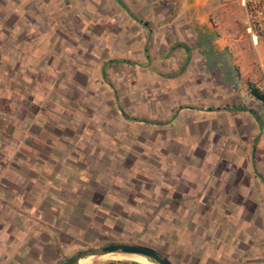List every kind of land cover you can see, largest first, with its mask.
Instances as JSON below:
<instances>
[{
	"label": "crops",
	"instance_id": "0c3cea01",
	"mask_svg": "<svg viewBox=\"0 0 264 264\" xmlns=\"http://www.w3.org/2000/svg\"><path fill=\"white\" fill-rule=\"evenodd\" d=\"M73 5L76 10L72 20L74 39L89 42L90 45L85 46L90 50L100 49L102 53L97 55L106 59L96 68L72 61L74 66L70 64V67L74 69V76L71 80L76 81L84 72L91 74L88 76L90 86L104 89L106 98L103 100H112L124 119L125 83H138L140 88L144 87L141 83L149 80L154 83L153 88L170 86L172 92L177 91L176 99H169L175 100V104L179 100H209L191 96V90L202 93L211 87V82L221 89L241 86L242 83L246 89L249 82L257 83L259 88L264 85V55L251 54L249 59L231 60L229 65L225 62L232 56L230 43L233 35H227L221 23L234 24L240 29V25L237 26L239 11L227 14L233 9L224 8L227 2L214 5L198 0H73ZM216 14L218 21L214 17ZM240 31L242 34L238 40L246 41L245 30ZM125 54H135L137 59L125 60ZM63 70L59 69L58 73ZM125 71L128 77L135 73L137 80L132 83L125 80ZM50 88H59L60 91L57 86ZM54 95L57 100L69 98L62 92L56 94L53 91L51 96ZM93 99L101 100L97 96ZM247 99L257 101L251 95ZM247 99L242 93L232 95L226 100H234V103L216 108H198L183 102L177 106L176 116L155 125L161 128L183 121L188 112L221 113L224 117L217 128L218 136L225 137L224 149L214 152L202 147L205 154L202 163L170 168L171 172L174 168L178 171L176 178L184 180L181 184L189 185L184 191L177 188L180 192L169 189L163 197L169 202V215L183 218L182 225H174L173 221L169 225L170 242L166 250L173 264H264V113L245 105L243 100ZM36 106L38 109L33 112L32 119L40 114V107ZM61 115L59 112L52 114L60 120ZM25 116L22 121L26 120ZM26 125L15 128L14 133L17 130L26 144L17 138V157L9 165L16 171L29 173L26 179L32 186L26 189L23 198L16 194L14 201L20 210L15 212L9 206L8 195L1 196L3 193L0 202L8 209L12 221H29L26 227L14 226L27 240L15 239L11 234L14 233L13 226H8L0 210V235L7 233L10 240L5 243L0 240V250L7 248L4 258L15 254L14 258L6 260L2 258L3 253L0 254V264L3 260L4 264H62L67 255L61 252L69 242L64 237L65 232L77 233L80 229L76 219L88 215L86 212L92 215L93 211L95 217L98 214L112 216L115 200L113 197L112 204L109 203L110 212H106L105 206L98 208V199H89L93 205L83 204L86 197L83 193L92 184L90 179L95 183L97 180L89 177L90 171L75 170L77 165L84 163L82 156L87 153L73 141L79 131L73 134L75 130L66 137L60 128L51 131L42 127L35 134L30 127L37 124ZM186 131L185 126L175 137L179 139ZM35 138L42 144L36 145ZM89 146L88 152L94 155L90 157L97 162L98 153L103 151L97 145ZM210 155L217 158L215 164L208 161ZM30 172L36 175L31 176ZM33 185L37 187L34 189ZM142 207L147 209L146 204ZM3 225L6 231H3Z\"/></svg>",
	"mask_w": 264,
	"mask_h": 264
},
{
	"label": "rangeland",
	"instance_id": "374dc122",
	"mask_svg": "<svg viewBox=\"0 0 264 264\" xmlns=\"http://www.w3.org/2000/svg\"><path fill=\"white\" fill-rule=\"evenodd\" d=\"M198 1L214 5L227 2L224 8H233L227 11V14L239 11L237 26L240 25V29L245 30L244 10L239 7L237 0ZM75 12L73 0H0V194L3 193L2 197L8 195L9 206L16 212L20 210L14 201L16 194L23 198L26 189L32 186L31 181L26 179L29 173L18 169L16 171L9 165V162L17 157V138H21L17 130L14 133L15 128H24L26 124L30 127L33 123L37 125L30 128L35 134L42 127L51 131L60 128L66 137L75 130L73 134L79 131L73 137V141L87 153L82 156L84 163L77 165L75 170L90 171L89 177L97 180L95 183L90 179L92 184L90 189L83 193L86 196L83 204L90 206L93 203L89 202V199H98L96 201L98 208L105 206L106 212H110L109 209L112 207L109 203L113 201V197L115 201L112 216L98 214L95 217L91 211L92 215L86 212L88 215L77 218L80 230L74 234L65 232L64 237L69 241V245L66 243L61 253L71 257L89 248L124 243L149 246L168 258L166 246H169L170 242L169 225L171 221L174 225L176 223L182 225L183 218H173L169 215L167 212L169 202L164 201L163 197L169 189L180 192L177 188L184 191L189 187L188 184H181L184 180L176 178L177 165L183 167L186 163H202L205 159L202 147L214 152L225 148V137L217 134L218 125L223 123L224 117L221 113L203 115L188 112L183 121H175L172 125L160 128L149 124L166 122L167 118L176 114L177 106H181L184 100H179L178 104H175V100L172 102L169 99H176V90L172 92L170 86L163 89L153 88L154 83L149 80L141 83L144 87L139 88L138 83H132L133 80H137L136 74L131 73L128 77L125 71V80H129L132 85L125 83L123 107L127 115L139 121L122 118L112 100H103L106 98L104 89L90 86L88 76L91 74L84 72L77 76L76 81L71 80L74 76L72 61L77 65H92L96 68L106 59L97 55L102 53L100 49L90 50L87 47L90 45L89 42L74 39L72 20ZM214 17L218 21V14ZM221 24L227 35H233L230 43L232 56L226 58L227 65L231 60H247L251 54L264 55L263 40H259L255 46L245 33L244 37L247 40H238L242 33L236 25L225 24L224 21ZM82 44L87 46L82 47ZM133 58L137 59V56L125 54V60ZM59 69L63 70L62 73H58ZM61 76L62 78H59ZM244 85L242 83L241 86L237 84L236 87L232 85L221 89L215 86V82H211V87L202 93L196 89L191 90V96L209 100H187L184 105L189 104L198 108L229 105L235 102L226 100L232 95L242 93L246 99L250 96L248 87L245 89ZM52 86L60 87V91L59 88H50ZM261 86V90L264 91V85ZM53 91L56 94L62 92L63 96L69 97L68 100H57L56 95L51 96ZM95 96L101 100H94ZM76 97L80 100H73ZM165 98L167 99L163 100ZM257 101L247 99L243 100V103L264 113V104ZM36 104L40 107V114L32 119L33 112L38 109ZM54 112L62 114L61 120L52 116ZM25 114L26 120L22 121ZM185 126L188 132L186 131L179 139L175 137L181 134L180 131L185 129ZM207 129L216 131L209 132ZM33 140L36 145L42 144L37 138ZM21 141L26 144L23 138ZM89 145H97L103 151L98 153L97 162L90 157L94 155L88 152ZM208 161L215 164L217 158L211 156ZM171 166H175L174 172H171ZM30 175L35 176L36 173L30 172ZM33 187L35 189L37 185ZM1 204L2 202L0 210L3 219L10 228L11 226L14 228L16 224L22 227L29 224L26 219H22V223L18 220L12 221L8 209L3 208ZM143 204H146L147 209L142 207ZM6 229L4 226L3 231ZM13 231L11 234L15 239L20 237L22 242L27 240L21 237L19 229L14 228ZM70 235L75 239L73 240ZM8 238L7 233L0 235V240L4 243L9 240ZM6 249L3 247L0 250V254L3 253L2 258ZM118 254L123 253L108 254L110 257L107 258L90 257L85 260L91 264L136 262L127 256L118 257ZM8 257L14 258L15 254L4 259Z\"/></svg>",
	"mask_w": 264,
	"mask_h": 264
},
{
	"label": "water",
	"instance_id": "95a60500",
	"mask_svg": "<svg viewBox=\"0 0 264 264\" xmlns=\"http://www.w3.org/2000/svg\"><path fill=\"white\" fill-rule=\"evenodd\" d=\"M123 253L146 257L156 264H173L171 260L163 256L159 251L146 245L114 243L108 246L89 248L78 254L71 264H79L81 260L89 257H100L108 254Z\"/></svg>",
	"mask_w": 264,
	"mask_h": 264
},
{
	"label": "built area",
	"instance_id": "2783aa9c",
	"mask_svg": "<svg viewBox=\"0 0 264 264\" xmlns=\"http://www.w3.org/2000/svg\"><path fill=\"white\" fill-rule=\"evenodd\" d=\"M237 2L244 10L245 34L257 46L259 40L264 42V0H237Z\"/></svg>",
	"mask_w": 264,
	"mask_h": 264
},
{
	"label": "trees",
	"instance_id": "16d2710c",
	"mask_svg": "<svg viewBox=\"0 0 264 264\" xmlns=\"http://www.w3.org/2000/svg\"><path fill=\"white\" fill-rule=\"evenodd\" d=\"M248 92L249 94L254 97L255 99H257L258 101L262 102L264 104V91L261 90L259 88V86L256 83H252L249 82L248 84ZM210 111H219V109L215 110V109H210ZM123 116L125 117V119L129 120V121H138L134 118H131L129 115H127L125 112H123ZM152 125H159L157 123H149ZM77 255L75 256H66L62 259V264H71L72 261L75 259ZM154 262V261H153Z\"/></svg>",
	"mask_w": 264,
	"mask_h": 264
},
{
	"label": "bare ground",
	"instance_id": "6f19581e",
	"mask_svg": "<svg viewBox=\"0 0 264 264\" xmlns=\"http://www.w3.org/2000/svg\"><path fill=\"white\" fill-rule=\"evenodd\" d=\"M116 255V254H115ZM110 257V255H104V256H101V257H103V258H107V257ZM124 256H127L128 258H130V259H134L135 261H139V262H144V263H146V264H155V263H153V262H151V261H149L147 258H145V257H143V256H140V255H132V254H118V257H124ZM100 257V258H101ZM114 257H116V256H114ZM90 258V257H89ZM86 259H88V258H86ZM124 259V258H123ZM79 264H91V263H89L88 261H86L85 259H83V260H81L80 261V263Z\"/></svg>",
	"mask_w": 264,
	"mask_h": 264
}]
</instances>
